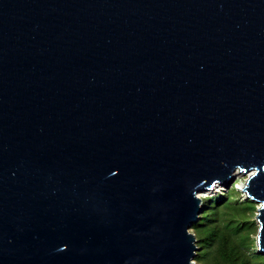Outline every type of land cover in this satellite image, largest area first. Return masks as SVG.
<instances>
[{
  "label": "water",
  "instance_id": "water-1",
  "mask_svg": "<svg viewBox=\"0 0 264 264\" xmlns=\"http://www.w3.org/2000/svg\"><path fill=\"white\" fill-rule=\"evenodd\" d=\"M236 172L264 255V0H0V264H196Z\"/></svg>",
  "mask_w": 264,
  "mask_h": 264
},
{
  "label": "rangeland",
  "instance_id": "rangeland-1",
  "mask_svg": "<svg viewBox=\"0 0 264 264\" xmlns=\"http://www.w3.org/2000/svg\"><path fill=\"white\" fill-rule=\"evenodd\" d=\"M246 179L247 176L238 177L229 187H224L220 192L203 199V212L190 230L199 241L196 242L198 247L194 259L196 264H231L233 262L220 251L223 246L222 239L214 241V235L218 234L217 237H222L220 231L227 226L229 232L233 234L230 239L232 245L227 244V246L233 247L234 244L243 246L241 251L250 256L252 264H264V255L259 253L257 246L259 233L257 215L260 203L247 199L245 192L238 188L239 183ZM215 201H218L217 205H213ZM238 228L241 229V233L236 231ZM244 237L243 242L241 240Z\"/></svg>",
  "mask_w": 264,
  "mask_h": 264
},
{
  "label": "trees",
  "instance_id": "trees-1",
  "mask_svg": "<svg viewBox=\"0 0 264 264\" xmlns=\"http://www.w3.org/2000/svg\"><path fill=\"white\" fill-rule=\"evenodd\" d=\"M217 203H218V201H215L213 203V205H217ZM236 231L241 233V229H239V228ZM220 234L222 237H220V236L217 237L218 234L214 235L215 236L214 241H218V240L222 239L223 246L220 249V251L224 253V256H226L228 260L233 261L231 264H252L250 256L247 255L245 252L243 253L241 251L243 246L240 247L237 244H234L233 247L227 246V244H231L230 239H232V236H233V234L229 232L228 226L225 229L221 230ZM235 234H237V232ZM244 239H245V237L241 241L244 242ZM197 242H199V241H197ZM243 242H242V244H243ZM233 257H235V258H233Z\"/></svg>",
  "mask_w": 264,
  "mask_h": 264
},
{
  "label": "bare ground",
  "instance_id": "bare-ground-1",
  "mask_svg": "<svg viewBox=\"0 0 264 264\" xmlns=\"http://www.w3.org/2000/svg\"><path fill=\"white\" fill-rule=\"evenodd\" d=\"M242 176H244L243 174H241V173H239V172H236L235 174H234V177H233V179L231 180L232 182L236 179V178H238V177H242ZM232 182L231 183H228V184H217L214 188H212L211 190H209V191H205V192H202V193H199V198L203 201V199L204 198H206V197H208V196H210V195H212V194H215V193H217V192H220L221 190H223V188L224 187H229L231 184H232ZM245 185H246V181H242L241 183H239V189H241L242 191H244V187H245ZM246 198H247V196H246ZM248 199V198H247Z\"/></svg>",
  "mask_w": 264,
  "mask_h": 264
}]
</instances>
